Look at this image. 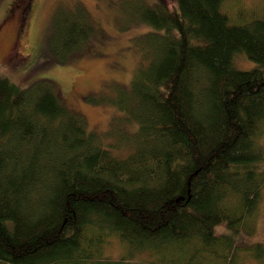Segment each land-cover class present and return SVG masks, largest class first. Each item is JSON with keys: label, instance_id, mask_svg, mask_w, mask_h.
<instances>
[{"label": "trees", "instance_id": "obj_1", "mask_svg": "<svg viewBox=\"0 0 264 264\" xmlns=\"http://www.w3.org/2000/svg\"><path fill=\"white\" fill-rule=\"evenodd\" d=\"M130 1L150 28L103 130L77 103L103 84L79 90L78 67L68 87L56 66L95 36L79 0L71 16L55 10L43 50L27 40L19 81L0 77L1 263L129 264L138 252L145 264H241L247 245L264 253L240 238L264 187V13L231 0ZM239 54L252 63L239 67ZM111 239L130 255L104 256Z\"/></svg>", "mask_w": 264, "mask_h": 264}, {"label": "rangeland", "instance_id": "obj_2", "mask_svg": "<svg viewBox=\"0 0 264 264\" xmlns=\"http://www.w3.org/2000/svg\"><path fill=\"white\" fill-rule=\"evenodd\" d=\"M76 0H39L38 13H36L32 30L34 33L27 38V31H19L18 23L11 17L0 25V77L6 76L19 81L22 72L21 67L15 68L17 62L16 58L25 54L29 48L28 41L36 43L39 40L40 47L43 50V45L46 38L53 40L56 37V31L52 30L53 25L50 24L51 17L59 6L66 9V13L71 16V13L78 11V7L73 3ZM89 12L92 24L96 26L95 36L88 38L87 49L89 52L79 51L82 53L74 54L71 58L64 62L57 64L60 66L57 71L61 72L65 84L68 86L71 73L66 71L76 70L78 67L80 73L73 76L74 84L79 87V90L86 92L91 90L98 91L103 84L102 90L98 94L88 92L90 97L87 100L85 97H79L78 106L86 115L89 126L95 129H104L107 126L106 115L112 116L114 111L108 109L112 106V96L114 91L120 89L127 93L128 88L123 84L129 80L132 75L137 58L144 52L142 33L150 28L147 23L138 22L127 9L129 6H134V2L130 0H79ZM238 6L233 3L235 0L228 1L231 9L239 10L246 16V14L264 13V0H239ZM2 0H0V13L2 11ZM38 6H36L37 8ZM15 9V8H14ZM30 10V8L28 9ZM29 14V12L27 11ZM30 18V17H29ZM27 17V19H29ZM19 31L16 35V31ZM143 49V50H142ZM251 62V61H250ZM243 55H237V65L247 66L250 64ZM252 63V62H251ZM31 80H28V82ZM76 82V83H75ZM83 82V84H82ZM91 85V86H90ZM69 87V86H68ZM96 101L94 103L91 101ZM78 109V108H77ZM79 110V109H78ZM115 114L120 112L114 108ZM133 129V125L128 127ZM112 138H106V142ZM262 140H264V135ZM264 149V141H263ZM253 224L249 227L250 231H241L240 238L244 243H260L264 249V187L261 191L260 200L254 214ZM223 228V227H222ZM225 229V227H224ZM250 250H256L251 246H246L241 251V264H264V253L254 256ZM104 256L111 259H116L128 251L124 244L118 240L111 239V242L106 243L102 251ZM135 259H131L129 264H145L139 262L142 260V254L132 252ZM260 257V258H257ZM129 262V261H128ZM240 264V260L237 262ZM0 264H5L1 263Z\"/></svg>", "mask_w": 264, "mask_h": 264}, {"label": "flooded vegetation", "instance_id": "obj_3", "mask_svg": "<svg viewBox=\"0 0 264 264\" xmlns=\"http://www.w3.org/2000/svg\"><path fill=\"white\" fill-rule=\"evenodd\" d=\"M39 0H12L9 2V5L4 6L2 8V11L0 13V25L4 23L7 19L14 17L16 22L19 24L21 18L23 17L22 15L26 12V7H29L31 10H29L28 18H29V27L27 31V38L29 39L30 35L34 33L32 30V23L33 19L39 11V7L41 6L40 4L38 5ZM36 6H38L36 8ZM15 8V9H14ZM25 11V12H24ZM16 35H18V30L16 31Z\"/></svg>", "mask_w": 264, "mask_h": 264}]
</instances>
